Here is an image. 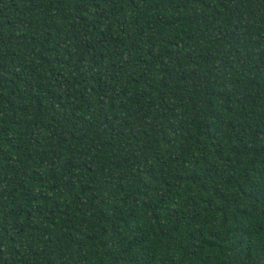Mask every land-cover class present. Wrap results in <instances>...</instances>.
<instances>
[{"label": "trees", "instance_id": "obj_1", "mask_svg": "<svg viewBox=\"0 0 264 264\" xmlns=\"http://www.w3.org/2000/svg\"><path fill=\"white\" fill-rule=\"evenodd\" d=\"M0 264H264V0H0Z\"/></svg>", "mask_w": 264, "mask_h": 264}]
</instances>
